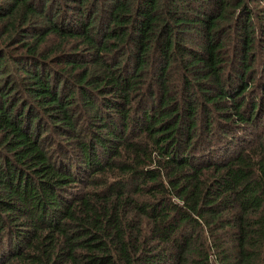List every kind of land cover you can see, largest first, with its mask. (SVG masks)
I'll return each mask as SVG.
<instances>
[{
	"label": "trees",
	"instance_id": "1",
	"mask_svg": "<svg viewBox=\"0 0 264 264\" xmlns=\"http://www.w3.org/2000/svg\"><path fill=\"white\" fill-rule=\"evenodd\" d=\"M0 264H264V0H0Z\"/></svg>",
	"mask_w": 264,
	"mask_h": 264
}]
</instances>
